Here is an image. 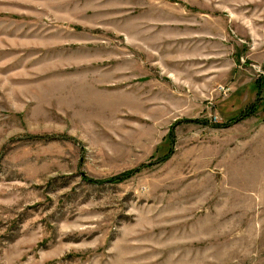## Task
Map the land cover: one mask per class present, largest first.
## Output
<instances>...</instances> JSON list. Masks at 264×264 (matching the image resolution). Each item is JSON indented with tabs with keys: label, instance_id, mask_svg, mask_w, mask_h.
<instances>
[{
	"label": "rangeland",
	"instance_id": "1",
	"mask_svg": "<svg viewBox=\"0 0 264 264\" xmlns=\"http://www.w3.org/2000/svg\"><path fill=\"white\" fill-rule=\"evenodd\" d=\"M0 264H264V0H0Z\"/></svg>",
	"mask_w": 264,
	"mask_h": 264
},
{
	"label": "trees",
	"instance_id": "2",
	"mask_svg": "<svg viewBox=\"0 0 264 264\" xmlns=\"http://www.w3.org/2000/svg\"><path fill=\"white\" fill-rule=\"evenodd\" d=\"M116 179H120V178H122V177H115ZM112 180H114V179H112Z\"/></svg>",
	"mask_w": 264,
	"mask_h": 264
}]
</instances>
